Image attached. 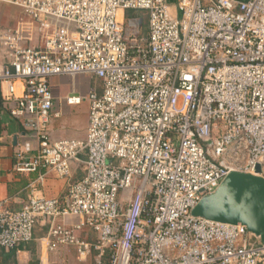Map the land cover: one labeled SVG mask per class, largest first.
<instances>
[{
    "label": "built area",
    "instance_id": "1",
    "mask_svg": "<svg viewBox=\"0 0 264 264\" xmlns=\"http://www.w3.org/2000/svg\"><path fill=\"white\" fill-rule=\"evenodd\" d=\"M0 3L42 39L25 44L24 22L0 36V102L36 144L22 143L14 171L42 182L85 167L60 197L31 194L21 209L0 201L1 249L31 243L49 221V252L70 247L97 264H264L246 226L192 214L229 175L264 178V0ZM78 76L100 85L88 94L86 139L54 140L50 81Z\"/></svg>",
    "mask_w": 264,
    "mask_h": 264
},
{
    "label": "crops",
    "instance_id": "2",
    "mask_svg": "<svg viewBox=\"0 0 264 264\" xmlns=\"http://www.w3.org/2000/svg\"><path fill=\"white\" fill-rule=\"evenodd\" d=\"M22 22L25 24H22ZM21 24L27 30L25 33L27 40L24 43L41 46V37L33 27H29L30 20L24 16L22 10L0 3V36L5 31L13 30ZM7 67L8 60L0 40V70ZM76 78L78 77L73 78V80ZM53 79L50 81L51 90ZM99 87L100 85H96L95 89L89 88L85 97L91 90L99 89L100 91ZM52 93L55 98V107L49 126L51 137L54 140H85L89 126L90 106L85 109V119L81 121V130L76 132L71 131L69 130L70 126L66 116L70 107H65L67 106L65 99L69 95L63 96L59 100L53 91ZM61 101H63V107H60ZM0 129L2 134L0 142V201L8 200L12 209L23 208L31 194L46 197H60L67 192L73 182L79 181L84 177V165L78 167L72 178L64 180L59 179L54 173H48L42 182L38 180L39 174L16 173L13 169L16 152L24 141H31L33 145H36L33 134L25 129L22 121L13 119L10 116L9 111L4 107L2 102H0ZM66 222L71 225L78 221L76 218L70 217ZM49 225V221L37 224L34 231V240L29 244L20 245L13 250L0 248V264H90L92 262L91 259L95 261L94 257H88L86 259L79 258L82 261L79 263L76 257V251L70 247H62L56 252H49L45 245ZM79 235L89 241H95L96 239L95 233L90 230H85L84 233H80ZM95 264H97L96 261Z\"/></svg>",
    "mask_w": 264,
    "mask_h": 264
},
{
    "label": "water",
    "instance_id": "3",
    "mask_svg": "<svg viewBox=\"0 0 264 264\" xmlns=\"http://www.w3.org/2000/svg\"><path fill=\"white\" fill-rule=\"evenodd\" d=\"M260 173V167H257ZM196 217L241 224L264 244V178L233 173L219 189L205 197L192 213Z\"/></svg>",
    "mask_w": 264,
    "mask_h": 264
},
{
    "label": "rangeland",
    "instance_id": "4",
    "mask_svg": "<svg viewBox=\"0 0 264 264\" xmlns=\"http://www.w3.org/2000/svg\"><path fill=\"white\" fill-rule=\"evenodd\" d=\"M10 6V5H7ZM13 7V6H10ZM16 8V7H14ZM18 9V8H17ZM171 12L174 15L175 14V8L172 4ZM99 86V83L97 80H92L89 77L86 76H78V78L74 79L71 77H65V78H54L52 81V91L57 96V98H62L63 96L69 95H79L83 98L84 101H82L79 105H67L65 107H70V109L67 111V120L69 123V130L71 131H80L81 121L85 118V109L90 106L88 95L85 94L87 90L95 89V86ZM65 102V100H64ZM60 107H63V101L60 103ZM77 254V253H76ZM77 260L79 263L82 261L79 260L78 255H76ZM92 262L90 264H95V261L91 259ZM105 264H108V262L104 261Z\"/></svg>",
    "mask_w": 264,
    "mask_h": 264
},
{
    "label": "trees",
    "instance_id": "5",
    "mask_svg": "<svg viewBox=\"0 0 264 264\" xmlns=\"http://www.w3.org/2000/svg\"><path fill=\"white\" fill-rule=\"evenodd\" d=\"M170 1H172V0H170ZM105 261L108 262V259L106 258ZM104 264H105V263H104Z\"/></svg>",
    "mask_w": 264,
    "mask_h": 264
}]
</instances>
